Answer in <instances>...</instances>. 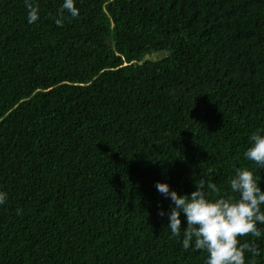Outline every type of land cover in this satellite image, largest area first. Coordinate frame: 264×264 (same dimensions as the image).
I'll use <instances>...</instances> for the list:
<instances>
[{"label":"trees","instance_id":"obj_1","mask_svg":"<svg viewBox=\"0 0 264 264\" xmlns=\"http://www.w3.org/2000/svg\"><path fill=\"white\" fill-rule=\"evenodd\" d=\"M31 2L30 24L0 0V264H206L156 185L228 195L248 167L264 188L244 156L264 133V0H75L62 26L64 0ZM240 241L264 264V232Z\"/></svg>","mask_w":264,"mask_h":264},{"label":"clouds","instance_id":"obj_2","mask_svg":"<svg viewBox=\"0 0 264 264\" xmlns=\"http://www.w3.org/2000/svg\"><path fill=\"white\" fill-rule=\"evenodd\" d=\"M28 9V22L39 20V7L33 6L31 0H25ZM77 18L80 10L75 0H64L58 10L56 24L62 26L64 13ZM250 146L244 152L247 160L264 168V133L253 132L249 136ZM231 194L220 195V189L211 179L196 181L197 188L190 195H180L171 190L170 185L158 182V191L169 196L174 207L169 213L171 235L181 237L185 250L194 246V250L207 252L206 264H245L246 252L253 257L259 255L255 243H241V237L259 238L264 230L257 227L258 222L264 224V188L259 184V178L254 170L248 167H238L234 176L229 178ZM205 185L216 198H210L205 193ZM7 200V193L0 192V204ZM22 212V210H18ZM181 213L187 218V227H182ZM163 216L165 213L160 212Z\"/></svg>","mask_w":264,"mask_h":264},{"label":"rangeland","instance_id":"obj_3","mask_svg":"<svg viewBox=\"0 0 264 264\" xmlns=\"http://www.w3.org/2000/svg\"><path fill=\"white\" fill-rule=\"evenodd\" d=\"M154 54V53H153ZM164 54L163 53H160V54H154L153 56H151V58H153V59H157V58H160V57H162Z\"/></svg>","mask_w":264,"mask_h":264}]
</instances>
